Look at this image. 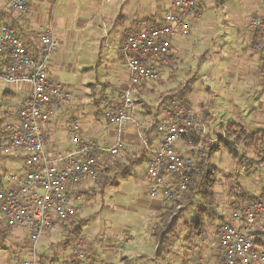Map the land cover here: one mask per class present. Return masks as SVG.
<instances>
[{
  "label": "crops",
  "instance_id": "0c3cea01",
  "mask_svg": "<svg viewBox=\"0 0 264 264\" xmlns=\"http://www.w3.org/2000/svg\"><path fill=\"white\" fill-rule=\"evenodd\" d=\"M50 1L52 0L32 1L24 15H20L10 9L7 0H5V4H2L3 7L0 5V23L14 25L16 32L27 41L30 52L33 54L38 53V30L45 28L52 21L48 20L46 23L44 21L38 28L37 26L34 28L32 20L33 18L36 20L41 17V12L46 9ZM68 2L71 8H74V6L89 8L90 16H96L102 22V35L95 38L100 43L99 52L97 53L100 55L103 39L111 37L112 40L116 41L113 49L117 50L118 48L120 50L122 42L128 33L157 25L162 20L163 14L167 9L166 0H164L165 5L162 15L160 14L159 17H156L154 5L151 4L150 0H68ZM228 5H231L229 0H197V10H199L200 16H187L191 24L190 35L182 37L177 33L172 39L173 52L171 58L173 59V64L162 66L161 76L158 79L142 83L135 96L136 99H134L140 104H135L134 110L129 114V119L123 125L110 124L106 119L110 127H102L100 124L94 123L92 118L76 116L75 113L69 111L72 106L70 104L72 94L69 92L70 102L55 113L43 127L44 148L47 153L51 157H57L76 148L69 135V127L74 123L78 126L77 136L80 140H95L102 147L111 146L117 140H121L123 147L116 155H110L106 151L99 152L100 158L105 163V169L99 180L97 179L96 181H101V187H103L108 174L113 170L116 172V168L119 167V173L121 176H125L129 174L130 168L134 164L144 162L151 156L149 148L155 147L162 138V134L157 130V122L163 117L162 107L170 100H173L168 99V97L174 91H177V96L184 100L185 104L197 114V117L204 125L202 131L191 138V143L187 139L177 141L178 151L185 157L192 158L195 162H198L199 155L202 152L210 150L212 146L219 144L220 141L223 142L218 150L214 152L219 154L217 164L209 161L211 157L206 159L218 170V180L215 185L217 187L214 189L215 205H218L221 210L223 206L218 202L222 199L223 202L226 200L230 201V203L233 202L232 207L235 208L245 203L244 199L246 196H258L263 193L264 185L259 194H254L245 189L244 183L238 184L239 187H237L235 194H232L231 189H228L230 191L228 193L227 183L231 180L236 183L235 180L240 175L241 169L244 170L245 174H251L256 166L261 165L262 170H264V52L255 49L257 32L249 26V21L252 17L264 13V0L249 1L251 13L244 21L238 19L233 14L234 12H230ZM207 8L211 11H220L221 15L211 13L212 16H205ZM223 10H226V13L229 14L226 15L225 12H222ZM83 12L74 13L71 21L76 17L82 20L84 18ZM55 21L57 35L63 41L74 35L75 26H66L65 17L58 16ZM81 25L79 23L78 27ZM120 56L122 57L121 54ZM58 61L62 63L64 60L59 59ZM58 61L56 62L57 68H59ZM123 64L124 70H126L124 61ZM90 69L91 67L84 70L88 71ZM126 73L124 71V76L116 78L117 80H114V82L106 81L101 83L103 88L111 89L112 91L111 93L99 94L100 98L96 103L103 104L105 108L114 105L126 88L128 80ZM49 79L51 80V77ZM176 81L177 85L173 88L161 91L156 89V85L162 88L163 85ZM57 84L61 85L58 82ZM22 88L23 86L21 85H5L0 80L1 94L3 96L13 95L14 99H17L19 103L26 101L28 98V91L26 90L24 93ZM88 88L90 89L89 95L95 96L94 85H89ZM148 91L157 93L158 98L155 103L146 102L142 99V95ZM81 94L83 93L81 92ZM78 99L83 101L84 97L82 96ZM94 101V99L90 100V102ZM2 112L1 121H6L7 119L9 120L8 122H12L16 120L17 110L10 119H8V111L4 110ZM1 123L0 142L3 143V151L7 146V132L5 131L7 122ZM227 124H234L238 129H242V135L237 137V134H233L231 138L226 137ZM233 130L232 128L229 133H232ZM224 143L227 144L224 145ZM225 150H228L230 154L229 159H226L224 155ZM3 153L5 152L3 151ZM8 154L13 156L5 159V162H0V187L18 191L20 184L14 178H22L24 176V156L21 150H13ZM20 156L22 157V168L17 166L7 172L6 167L14 166L13 163H17L13 158H21ZM226 162L227 167H223ZM126 169L127 171L123 173L122 171ZM4 173L10 176L3 183ZM143 177L144 182H146L145 174ZM115 179L116 176L109 184H114ZM255 180L258 181L256 178ZM87 181L89 180H85L78 185L69 186V192L74 203L87 196L84 193L93 183L92 180V183L89 184L86 183ZM147 186L149 187L148 184ZM149 191L150 187L148 194L150 193ZM167 202L161 195L150 196V200L146 202L145 209L149 219L146 224V228H148L146 231L148 242L152 245L153 252L154 245L151 240V233L158 221V215ZM189 206L187 207L189 208ZM188 208L187 210L190 209V211L193 209L191 207ZM191 218L194 217L188 219L190 220ZM69 221H71L70 224ZM69 221L60 222L56 230L45 232L39 239L36 251L40 262L53 261L56 264H73L71 246L77 239H82L83 242L84 239L77 235V229L73 226L74 220ZM0 222V233L3 232L1 236L4 239L8 237L10 240L8 243L13 246V254H20L18 256V262H20L23 260L21 257L24 252H20L22 249H19V247L17 250L16 246L20 245L21 242H18V244L13 241L20 239L23 232L27 230L19 226L7 225L1 214ZM3 223L4 226H2ZM176 235L172 238L171 246L162 256L156 257L152 252L153 256H150V260H156L153 261L155 264L164 260H167V264H177V260L181 264H220L217 235L214 253L211 252L210 246L203 244L202 247H199L200 251H197L195 246H193L192 250H186L185 255L179 257V259H177V253L175 252L176 247L180 249L176 241ZM27 236V251L29 256H31L33 243L29 233ZM192 236L186 237L190 243ZM131 239L128 238L127 242L131 241ZM1 242L3 240L0 241V244ZM85 249L87 258L84 264H109V262L103 263L99 257L94 256L86 245ZM190 251L191 253H188ZM146 257L148 256L140 254L135 256L134 259L136 262H140V259H145ZM123 259V264H132V261L127 257H123ZM141 262L143 263V261Z\"/></svg>",
  "mask_w": 264,
  "mask_h": 264
},
{
  "label": "built area",
  "instance_id": "2783aa9c",
  "mask_svg": "<svg viewBox=\"0 0 264 264\" xmlns=\"http://www.w3.org/2000/svg\"><path fill=\"white\" fill-rule=\"evenodd\" d=\"M32 1L7 3L23 15ZM166 3L160 23L132 31L122 42L120 51L128 80L117 102L104 112L111 124L121 126L129 119L142 83L158 79L162 66L170 62L172 39L177 33L182 37L190 35L187 16H200L197 0ZM249 26L257 32L255 49L264 52V13L252 17ZM37 41L38 53L33 54L11 24L0 23V80L5 85L29 86L28 98L19 104L16 120L5 124L7 146L3 149L5 153L22 151L24 176L14 178L20 184L18 191L0 187V214L5 223L28 230L33 243L31 256L17 264H45L37 256V242L45 232L56 230L60 222L75 215L69 186L99 179L105 169L99 152L115 155L123 147L121 140L107 147L95 140H80L74 123L69 135L76 148L57 157L47 153L43 127L70 102V93L49 79L48 60L57 44L51 23L38 30ZM162 110L163 117L157 122L162 138L149 148L151 156L144 161L145 179L151 197L161 195L174 201L187 190L195 164L178 151L177 141L187 139L191 143L204 125L189 106L175 99ZM207 152L199 155L198 162L206 161ZM217 236L220 264H264V199L253 198L233 208L221 220ZM71 258L73 264H84L87 252L82 239L71 246Z\"/></svg>",
  "mask_w": 264,
  "mask_h": 264
},
{
  "label": "rangeland",
  "instance_id": "374dc122",
  "mask_svg": "<svg viewBox=\"0 0 264 264\" xmlns=\"http://www.w3.org/2000/svg\"><path fill=\"white\" fill-rule=\"evenodd\" d=\"M150 1L151 4L154 5L156 17H159L160 14L162 15V11L164 10L163 7L165 5L164 0ZM249 1L250 0H229L231 5L227 6L229 7L228 10L230 12H234L233 14L238 17V19L244 21L251 13ZM2 4H5V0H0V5L3 7ZM157 4L159 8L158 6L156 7ZM225 9L227 8L225 7ZM81 10L84 11V18L79 20L78 17H76L73 21H71L73 14L76 12L82 13ZM222 12H225L226 15L229 14L226 13V10H223ZM211 13H214V15H221L220 11L217 12L216 10L211 11L208 9L205 16L210 17L212 16ZM8 14L10 15V13ZM58 16L65 17L66 26H75L74 35L64 39V41L57 35L55 29V19L58 18ZM48 20L52 21L51 24L54 29L57 42L56 47L48 60L47 67L49 70V78L51 77V81L54 83H60L62 88L72 94L70 103L72 106L69 111H72L80 118H82V116L92 118L94 123H98L102 127H110L104 114L105 110L109 106L105 108L103 107V104L96 102L99 101V94L102 95L104 93H111L112 91L111 89L103 88L101 83L106 81L114 82V80H117L116 78H122L124 76V71L126 73L122 57L120 56V50L117 47V50L113 49V45L116 41L112 40L111 37L103 39L101 42V55L97 54L99 52L100 43L96 41L95 38L101 37L102 35V22L99 21L96 16H90L89 8H81V6H74V8L69 7L68 0L50 1L47 4L46 9L41 12V17L36 20L33 18L32 21L34 23L32 25L34 28L36 26L38 28L40 24L42 25L44 21L46 23ZM79 23L82 25L78 27ZM12 27L14 28V25H12ZM19 37H21L27 45V41L24 40L22 36L19 35ZM59 59L64 61L61 63V61H58ZM57 61L59 62V68L56 67ZM170 63L173 64L171 56L170 62L167 65ZM89 67H91L90 70H84ZM161 72L162 71H160V76ZM89 85H94L95 96L89 95ZM176 85L177 81L174 83H167L166 85H163L162 88H159L156 85V89L159 91L167 90L175 87ZM21 86H23L22 89L24 93L26 90H29L28 85L23 84ZM81 92L83 94H81ZM81 95L84 97L83 101L78 99L79 97H82ZM157 96L156 92L148 91L142 95V99L146 102L151 101L155 103L158 98ZM93 99L95 101L90 102V100ZM134 103L140 104L135 100ZM19 104V101L14 99L13 95L3 96L0 92V116L3 113L2 111L6 110L8 111V119H10L11 116H14ZM8 121L9 120L6 119V121L2 122ZM2 144L3 143L0 142V162H5V159L11 158L13 155L3 153ZM224 155L226 159L230 158L228 150H225ZM218 157L219 154L214 153L209 161L217 164ZM13 160L17 161V163H13L14 166L6 167L7 172H10V169H15L17 166L22 168V157H16L13 158ZM223 167H227V162ZM223 167L222 169H224ZM253 170V173L245 174L244 170L241 169L240 175H238L235 180L236 183L232 180L227 183V192L229 193L230 191H228V189H231L232 194H235L237 192V187H239L238 184L244 183L247 191L259 194L262 190V186L264 185V170H262L261 165L256 166ZM115 171L116 172L113 170L108 174L105 179L106 181H104L106 183H104L105 185L103 184V187H101V181L95 180L92 183V181L89 180L86 182L88 184L92 183V185L84 193L87 196H84L76 203L73 202L76 211L75 215L69 220H74L73 226L77 229V235L84 239L87 249L94 256L99 257L103 263L109 262L112 264H123V257H127L130 261H132V264H155L153 261L156 260H150V256H153L154 252L152 251V245L148 242L146 231V229H148L146 228V224L149 219L145 206L146 202L150 200V196L148 194L149 187L146 182H144L143 177L145 174V163L138 162L137 164H134L130 168L129 174L125 176H121L119 173V167L116 168ZM6 174L7 173L3 174V183L4 180L10 176L7 174L4 178ZM115 176V183L109 184L112 180H114ZM255 178L258 181H256ZM216 187L217 186H215L214 189ZM218 203H221L223 208L220 210L218 205H215V207L212 208V210L214 209L216 213L215 218L211 219L205 214L203 216L200 215V221L203 223V230L199 235L196 236L192 234V232L184 229L182 226H178L176 241L179 244L180 249L177 247L175 248L177 259L185 255L186 250H192L193 246H195L197 251H200L199 247H202L203 244L210 246L209 248L211 249V252L214 253L217 235L216 229L218 228L221 220L230 214L234 204L233 202L230 203V201L227 200L223 202L222 199H220ZM193 207L194 206H192V208ZM217 207L218 209H216ZM187 216L188 218L194 217L195 212L191 213L190 209L187 210L186 208V217ZM70 223L71 221H69V224ZM2 226H4V223ZM28 233L29 231L27 230L23 232L20 239L17 241L12 240L14 243L21 242L20 245L16 247L17 250L18 247L19 249H22L20 252H24V255L21 257L23 260L27 259L29 256L27 251ZM2 234L3 232L0 233V241L3 240L0 244V264H15L19 261L18 256L20 254H13V246L8 243L10 240L8 237H5L4 239L1 236ZM189 235H193L191 237V243L186 239ZM128 238H132L131 241L127 242ZM121 250L123 251L121 252ZM188 253H191V251ZM140 254L148 256L145 259H140L143 263L141 261L136 262L134 259L135 256ZM49 263L56 264L53 261L45 264ZM159 263L160 262L157 264ZM167 263V260H164L160 264ZM177 264H181L179 260H177Z\"/></svg>",
  "mask_w": 264,
  "mask_h": 264
},
{
  "label": "trees",
  "instance_id": "16d2710c",
  "mask_svg": "<svg viewBox=\"0 0 264 264\" xmlns=\"http://www.w3.org/2000/svg\"><path fill=\"white\" fill-rule=\"evenodd\" d=\"M169 98L185 104L184 100L177 96V91H174L168 99ZM1 122L0 120V124ZM232 128L234 129L233 132L229 133ZM225 131L226 137L228 138H231L233 134H237V137H239L243 133L242 129H238L234 124H227ZM222 144L223 142L220 141L219 144L212 146L207 152V159L210 158ZM226 144L227 143H224V145ZM126 171L127 169L122 172L125 173ZM217 180L218 170L213 164L209 163L207 160L205 162H195L190 174V182L187 190L178 200L168 201L164 205L161 213L158 215V221L153 227L151 240L154 245V254L156 257L162 256L171 246L172 238L177 234L179 225L195 235H199L202 232L203 225L200 221V217L205 214L211 219L215 218L216 213L212 208H214L216 204L214 187ZM195 197L196 199L194 200ZM253 198L264 199V192L258 196H246L244 201ZM189 205L191 208L194 206L193 209H191V213L195 212L196 215L190 220L186 218V208H188L187 206Z\"/></svg>",
  "mask_w": 264,
  "mask_h": 264
},
{
  "label": "bare ground",
  "instance_id": "6f19581e",
  "mask_svg": "<svg viewBox=\"0 0 264 264\" xmlns=\"http://www.w3.org/2000/svg\"><path fill=\"white\" fill-rule=\"evenodd\" d=\"M108 122H109V121H108ZM109 123H110V122H109ZM110 124H111V123H110ZM113 125H114V124H113ZM120 150H121V149H120ZM120 150H119V151H120ZM115 155H116V154H115Z\"/></svg>",
  "mask_w": 264,
  "mask_h": 264
}]
</instances>
